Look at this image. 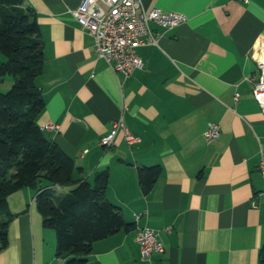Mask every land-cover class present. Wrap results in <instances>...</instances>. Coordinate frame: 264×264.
<instances>
[{
	"label": "crops",
	"instance_id": "1",
	"mask_svg": "<svg viewBox=\"0 0 264 264\" xmlns=\"http://www.w3.org/2000/svg\"><path fill=\"white\" fill-rule=\"evenodd\" d=\"M81 1L24 4L43 40L37 122L58 125L44 131L73 157L78 177L93 182L108 169L105 196L132 223L95 240L90 264H259L264 112L252 87L264 52V0H142L145 9L178 11L186 20L151 22L157 41L135 47L142 64L126 78L96 54L94 36L73 16ZM11 83L4 76L3 85ZM119 119L140 140L128 142L119 129L103 146ZM210 122L220 127L213 139L203 134ZM152 165L160 172L144 191L138 169ZM36 194L24 186L8 195L13 217L0 264H65ZM141 226L159 230L163 251L142 258Z\"/></svg>",
	"mask_w": 264,
	"mask_h": 264
},
{
	"label": "trees",
	"instance_id": "2",
	"mask_svg": "<svg viewBox=\"0 0 264 264\" xmlns=\"http://www.w3.org/2000/svg\"><path fill=\"white\" fill-rule=\"evenodd\" d=\"M25 0H0V250L8 244L13 217L8 195L24 186L36 190L43 225L56 233L55 254L65 264H90L93 242L132 223L105 196L109 171H97L93 182L78 177L74 159L53 141L37 122L43 94L35 78L43 66V40L39 23ZM160 172L159 165L138 169L141 188L147 191ZM69 187L58 195L54 186ZM264 264V244L259 247Z\"/></svg>",
	"mask_w": 264,
	"mask_h": 264
},
{
	"label": "built area",
	"instance_id": "3",
	"mask_svg": "<svg viewBox=\"0 0 264 264\" xmlns=\"http://www.w3.org/2000/svg\"><path fill=\"white\" fill-rule=\"evenodd\" d=\"M71 12L81 28L94 36L96 54L103 57L124 78L129 76L133 68L142 64L135 47L157 41L154 30L150 27L151 22L174 27L186 20L185 14L178 11L163 10L159 7L145 9L142 0H82ZM257 65L259 76L253 81L252 93L264 112V52L257 58ZM57 126L47 123L42 128ZM119 129H122L128 142L140 140V137L131 133L119 119L114 122L110 132L100 139V143L103 146L112 145ZM219 131V124L210 122L203 134L206 138L213 139L219 135ZM258 167L264 176V155L261 156ZM159 233V230L148 226L138 227L136 240L140 245L142 258H150L154 252L163 251Z\"/></svg>",
	"mask_w": 264,
	"mask_h": 264
},
{
	"label": "rangeland",
	"instance_id": "4",
	"mask_svg": "<svg viewBox=\"0 0 264 264\" xmlns=\"http://www.w3.org/2000/svg\"><path fill=\"white\" fill-rule=\"evenodd\" d=\"M2 82V81H1ZM0 82V87H3L2 89H4L6 91V89H9L11 86H9V88H6L7 86H4L3 83ZM66 191V189H64V187H60L58 190H56V194L60 195L62 193H64Z\"/></svg>",
	"mask_w": 264,
	"mask_h": 264
}]
</instances>
